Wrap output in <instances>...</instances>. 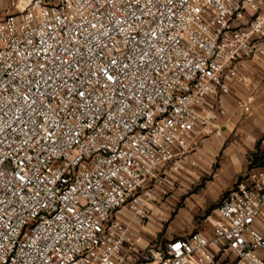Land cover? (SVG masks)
Listing matches in <instances>:
<instances>
[{
  "label": "built area",
  "instance_id": "1",
  "mask_svg": "<svg viewBox=\"0 0 264 264\" xmlns=\"http://www.w3.org/2000/svg\"><path fill=\"white\" fill-rule=\"evenodd\" d=\"M15 7L0 18V264H264V164L212 235L138 236L156 222L151 182L219 133L241 64L264 62V0Z\"/></svg>",
  "mask_w": 264,
  "mask_h": 264
},
{
  "label": "crops",
  "instance_id": "2",
  "mask_svg": "<svg viewBox=\"0 0 264 264\" xmlns=\"http://www.w3.org/2000/svg\"><path fill=\"white\" fill-rule=\"evenodd\" d=\"M15 4L16 0H0V18L16 12ZM239 73L244 81L235 82L222 98L225 115L216 121L219 133L211 126L209 134L198 135L184 165L165 168L151 182L159 185L157 201L150 205L156 222L140 229L142 241L158 243L193 231L212 235L223 195L252 167L251 156L264 152V62L246 61ZM248 97L253 98L250 113L237 104ZM162 222L168 229L161 228Z\"/></svg>",
  "mask_w": 264,
  "mask_h": 264
},
{
  "label": "trees",
  "instance_id": "3",
  "mask_svg": "<svg viewBox=\"0 0 264 264\" xmlns=\"http://www.w3.org/2000/svg\"><path fill=\"white\" fill-rule=\"evenodd\" d=\"M264 164V152L258 151L256 153H254L251 156V164L250 166H262ZM251 168V167H250ZM242 178V177H241ZM228 194L225 193L222 197V199L224 198V196H226ZM221 202V201H220ZM219 206V204L217 205V207Z\"/></svg>",
  "mask_w": 264,
  "mask_h": 264
},
{
  "label": "rangeland",
  "instance_id": "4",
  "mask_svg": "<svg viewBox=\"0 0 264 264\" xmlns=\"http://www.w3.org/2000/svg\"><path fill=\"white\" fill-rule=\"evenodd\" d=\"M166 225V224H165Z\"/></svg>",
  "mask_w": 264,
  "mask_h": 264
}]
</instances>
